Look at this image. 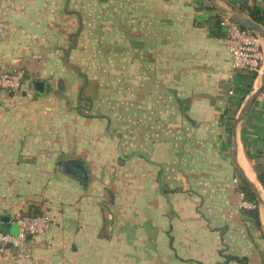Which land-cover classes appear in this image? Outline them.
I'll list each match as a JSON object with an SVG mask.
<instances>
[{"label":"crops","instance_id":"1","mask_svg":"<svg viewBox=\"0 0 264 264\" xmlns=\"http://www.w3.org/2000/svg\"><path fill=\"white\" fill-rule=\"evenodd\" d=\"M249 2L0 0V70L25 68L18 91L0 89V227L45 215L49 230L30 238L40 264H264V76L232 73L217 26ZM84 39L87 118L65 80ZM241 179L259 224L239 206ZM0 264L32 262L11 250Z\"/></svg>","mask_w":264,"mask_h":264},{"label":"built area","instance_id":"2","mask_svg":"<svg viewBox=\"0 0 264 264\" xmlns=\"http://www.w3.org/2000/svg\"><path fill=\"white\" fill-rule=\"evenodd\" d=\"M217 26L226 32L232 73L246 82L248 80L251 85L259 76H264V45L261 37L244 27L230 12L219 17ZM24 78L23 66L11 71L0 70V89L18 91L22 87ZM238 196L241 208L254 207L253 203L244 198L240 190ZM12 220L17 227L15 233L0 227V254L13 250L30 260L32 264H40L33 257L30 238L44 235L49 230V219L43 214H25L16 215Z\"/></svg>","mask_w":264,"mask_h":264},{"label":"rangeland","instance_id":"3","mask_svg":"<svg viewBox=\"0 0 264 264\" xmlns=\"http://www.w3.org/2000/svg\"><path fill=\"white\" fill-rule=\"evenodd\" d=\"M80 27V25H79ZM86 30H88L87 26H82L81 32H82V37L86 38ZM82 48L84 49L82 52ZM78 51V52H77ZM75 51V54L71 56L72 58V68L71 71L68 72L66 75V82L69 85V92H70V101L69 103L74 105L73 112H78L84 117H90V41L80 40L79 48L78 50ZM117 79V77H116ZM114 80V79H112ZM93 87V86H92ZM112 91H114V95H117L118 91L117 88H112ZM92 94V92H91ZM100 102V104H99ZM99 102H96L95 105V110L100 108V110H103L102 107V101L100 100ZM114 110L117 112V106H114ZM95 112V111H94ZM178 113V111H176ZM175 128L179 130L182 128V125H180V121L175 120L174 122ZM119 127V122L118 121H113L112 122V128L116 129ZM112 129V131H114ZM114 133V132H113ZM117 135V134H116ZM115 140H118L116 137ZM126 143L125 145L127 148L125 151L130 150V148L135 147V138L134 137H128L126 138ZM118 142V141H117ZM114 143L113 146L117 147L118 143ZM115 151H113V154ZM117 159V158H115ZM118 161V159H117Z\"/></svg>","mask_w":264,"mask_h":264},{"label":"water","instance_id":"4","mask_svg":"<svg viewBox=\"0 0 264 264\" xmlns=\"http://www.w3.org/2000/svg\"><path fill=\"white\" fill-rule=\"evenodd\" d=\"M229 12L230 14L235 17L244 27L254 31L258 36L261 37L262 41H263V45H264V29L262 27V25L258 24L257 22L253 21L251 18H249L248 16H246L244 14L243 11H241L239 8L233 6V5H230V8H229ZM33 89L35 92H38V93H43L44 92V81L43 80H35L33 82ZM258 90L255 91L253 94H251V96L248 98V100L246 101V103L244 104L242 110H241V115H244L245 112L247 111V109L250 107L254 97L256 96ZM133 154H139L141 155L143 158H145L146 160H148V158L146 157V155L140 151H136V152H133ZM60 163V166H61V169L64 170V171H67V172H70L72 173L73 175L78 176V174L74 171H72L70 168H69V165H73L75 163H72V162H68V161H65V160H62L59 162ZM80 177H84V176H80ZM250 185V187L252 188V190L254 191V193L256 194V198H257V201L259 202V197L257 195V192H256V189L254 187V185L252 183H250L249 181H247Z\"/></svg>","mask_w":264,"mask_h":264},{"label":"trees","instance_id":"5","mask_svg":"<svg viewBox=\"0 0 264 264\" xmlns=\"http://www.w3.org/2000/svg\"><path fill=\"white\" fill-rule=\"evenodd\" d=\"M239 8L241 11H244L246 15L249 18H251L253 21L262 25L264 29V10L257 4L255 0H250L249 3L245 5H240ZM257 178L263 184L264 183V172L263 174L258 172ZM238 189L243 193V196L247 201H250L251 203L254 204V207L248 212L250 213V215L254 217L257 224H259V214H258V209H257L258 201L256 198V194L254 193L249 183L245 179L240 180V182L238 183Z\"/></svg>","mask_w":264,"mask_h":264},{"label":"flooded vegetation","instance_id":"6","mask_svg":"<svg viewBox=\"0 0 264 264\" xmlns=\"http://www.w3.org/2000/svg\"><path fill=\"white\" fill-rule=\"evenodd\" d=\"M74 166H75V164H73ZM75 168H76V166H75Z\"/></svg>","mask_w":264,"mask_h":264}]
</instances>
